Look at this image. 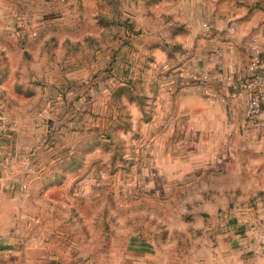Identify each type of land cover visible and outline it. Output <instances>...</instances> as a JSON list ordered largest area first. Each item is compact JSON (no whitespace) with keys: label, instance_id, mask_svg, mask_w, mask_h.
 Wrapping results in <instances>:
<instances>
[{"label":"rangeland","instance_id":"1","mask_svg":"<svg viewBox=\"0 0 264 264\" xmlns=\"http://www.w3.org/2000/svg\"><path fill=\"white\" fill-rule=\"evenodd\" d=\"M147 4L0 0V79L6 94L35 103L23 117L36 141L22 153L34 178L26 202L38 234L65 261L141 264L146 250L156 257L148 264L156 255L195 264V238L217 235L208 220L225 216L202 213L207 222L196 227L193 189L166 178L151 157L155 104L147 99L141 25L161 20L142 15Z\"/></svg>","mask_w":264,"mask_h":264},{"label":"crops","instance_id":"2","mask_svg":"<svg viewBox=\"0 0 264 264\" xmlns=\"http://www.w3.org/2000/svg\"><path fill=\"white\" fill-rule=\"evenodd\" d=\"M146 1L142 15L157 13L161 20L141 25L147 37L140 51L149 75L147 99L155 104L151 157L166 178L193 189L196 227L207 222L202 213L225 214L208 220L206 227L212 224L217 235L195 238L193 261L264 264V256L248 251L255 245L253 225L264 227V109L255 121H246L245 96L232 86L246 73L253 47L264 58V0ZM154 36L159 42L149 43ZM5 80L0 79V124L8 126L0 130V264H86L63 260L37 232L34 206L26 202L34 180L26 168L31 161L22 159L36 143L23 119L35 103L27 106L17 93L6 94ZM24 89L36 95L35 87ZM25 134L33 141H25ZM231 212L236 217L225 218ZM139 254L141 264L156 258L146 250ZM156 256L157 264H177Z\"/></svg>","mask_w":264,"mask_h":264},{"label":"built area","instance_id":"3","mask_svg":"<svg viewBox=\"0 0 264 264\" xmlns=\"http://www.w3.org/2000/svg\"><path fill=\"white\" fill-rule=\"evenodd\" d=\"M207 28H211L212 24L204 22ZM230 29H233L231 26ZM208 75H205V78ZM195 79L198 76L194 77ZM184 77L179 78V83H184ZM233 90L243 93L245 96L244 117L246 121L253 122L262 113L264 109V58L259 48L253 47L250 51L249 61L246 73L234 82ZM6 125L0 124L1 132L7 131ZM29 168L32 166L28 165ZM253 238L255 245L248 251L257 255L264 256V227H256L253 225Z\"/></svg>","mask_w":264,"mask_h":264}]
</instances>
